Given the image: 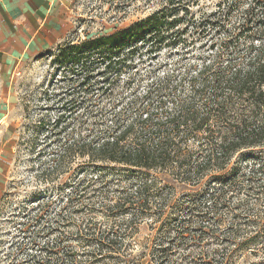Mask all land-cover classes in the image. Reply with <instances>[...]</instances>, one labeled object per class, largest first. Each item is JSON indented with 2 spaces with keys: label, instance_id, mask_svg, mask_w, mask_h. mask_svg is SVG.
<instances>
[{
  "label": "trees",
  "instance_id": "obj_1",
  "mask_svg": "<svg viewBox=\"0 0 264 264\" xmlns=\"http://www.w3.org/2000/svg\"><path fill=\"white\" fill-rule=\"evenodd\" d=\"M198 2L171 0L137 35L144 33L151 51L178 44L183 33L174 29L193 18L179 14L189 15ZM208 17L205 26L220 37L201 69L175 85L167 78L147 92L146 102L134 101L90 134L68 137L55 153L48 183L64 168L93 172L84 185L92 188L90 214L72 237L83 259L77 260L79 248L56 239L37 264H230L236 250L264 251V216L260 208L246 209L251 195L264 203V159L250 167L240 159L264 150V0H220ZM76 49L65 54L78 61ZM97 204L110 222L97 221ZM146 218L154 234L142 248L133 240ZM208 239L226 244L221 254L202 251ZM194 245L200 260L186 253Z\"/></svg>",
  "mask_w": 264,
  "mask_h": 264
},
{
  "label": "rangeland",
  "instance_id": "obj_2",
  "mask_svg": "<svg viewBox=\"0 0 264 264\" xmlns=\"http://www.w3.org/2000/svg\"><path fill=\"white\" fill-rule=\"evenodd\" d=\"M170 1L70 0L74 12L67 42L31 64L16 67L8 74V81L0 80V174L4 182L0 264L41 263L49 256L45 248L56 239L66 247L79 248L77 260L82 261V248L72 237L81 220L90 214L92 188L84 185L93 172L83 166L67 174L64 168V175L58 171L54 181L48 183L47 170L68 137L90 134L99 123L126 111L134 101L146 102L147 92L166 83L167 78L171 77L175 85L190 69H201L203 62L212 58L216 52L212 45L220 35L204 23L218 10L220 0H199L190 7L189 15L180 12V16L193 18H186L174 29L183 33L176 45L165 44L151 51L150 43L140 37L143 32L137 35L143 22L154 12L171 6ZM126 34L132 38L127 35L125 43H120ZM70 46L79 48L78 61L72 54H65ZM240 159L254 166L263 161L264 150L246 153ZM85 160H77L74 167ZM254 199V195L248 197L246 209L260 208L264 216V203ZM237 202L232 201L231 207ZM97 206L92 208L97 221L110 222ZM151 224L146 218L138 225L133 241L142 248L154 234ZM221 245L208 239L202 251L212 253L218 249L221 254L226 244ZM190 248L186 252L189 259L200 260V248ZM251 251L236 250L230 264H264V251ZM136 252L139 254L141 249Z\"/></svg>",
  "mask_w": 264,
  "mask_h": 264
},
{
  "label": "crops",
  "instance_id": "obj_3",
  "mask_svg": "<svg viewBox=\"0 0 264 264\" xmlns=\"http://www.w3.org/2000/svg\"><path fill=\"white\" fill-rule=\"evenodd\" d=\"M73 12L70 0H0V80L67 42Z\"/></svg>",
  "mask_w": 264,
  "mask_h": 264
}]
</instances>
